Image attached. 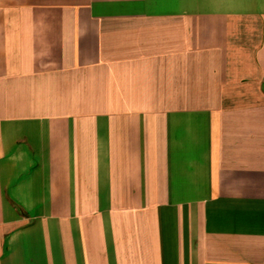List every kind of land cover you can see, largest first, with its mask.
I'll use <instances>...</instances> for the list:
<instances>
[{
    "label": "crops",
    "instance_id": "crops-1",
    "mask_svg": "<svg viewBox=\"0 0 264 264\" xmlns=\"http://www.w3.org/2000/svg\"><path fill=\"white\" fill-rule=\"evenodd\" d=\"M0 264H264V0H0Z\"/></svg>",
    "mask_w": 264,
    "mask_h": 264
}]
</instances>
